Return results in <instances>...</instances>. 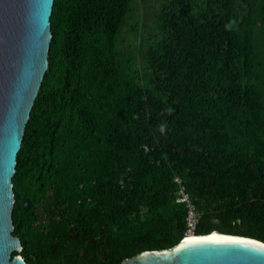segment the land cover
I'll return each instance as SVG.
<instances>
[{"label": "trees", "instance_id": "trees-1", "mask_svg": "<svg viewBox=\"0 0 264 264\" xmlns=\"http://www.w3.org/2000/svg\"><path fill=\"white\" fill-rule=\"evenodd\" d=\"M131 8L54 0L12 178L27 264L171 248L186 232L176 177L200 212L193 235L264 243V0H158L143 50L121 48Z\"/></svg>", "mask_w": 264, "mask_h": 264}, {"label": "water", "instance_id": "water-1", "mask_svg": "<svg viewBox=\"0 0 264 264\" xmlns=\"http://www.w3.org/2000/svg\"><path fill=\"white\" fill-rule=\"evenodd\" d=\"M53 6L54 0H0V264H27L18 254L20 238L12 234V178L48 68ZM27 208L23 200L22 211ZM196 237L168 249L140 252L120 264H264V243L256 239L219 231Z\"/></svg>", "mask_w": 264, "mask_h": 264}, {"label": "rangeland", "instance_id": "rangeland-1", "mask_svg": "<svg viewBox=\"0 0 264 264\" xmlns=\"http://www.w3.org/2000/svg\"><path fill=\"white\" fill-rule=\"evenodd\" d=\"M158 0H132V8L120 35L122 49L139 45L143 50L146 41L155 33Z\"/></svg>", "mask_w": 264, "mask_h": 264}, {"label": "built area", "instance_id": "built-area-1", "mask_svg": "<svg viewBox=\"0 0 264 264\" xmlns=\"http://www.w3.org/2000/svg\"><path fill=\"white\" fill-rule=\"evenodd\" d=\"M174 182L176 184V190L174 192V202L176 204L182 205L186 209L185 215V226H186V234H193L197 224L200 220V212L198 211L195 203L192 198L186 192V187L183 184L180 178H174Z\"/></svg>", "mask_w": 264, "mask_h": 264}, {"label": "bare ground", "instance_id": "bare-ground-1", "mask_svg": "<svg viewBox=\"0 0 264 264\" xmlns=\"http://www.w3.org/2000/svg\"><path fill=\"white\" fill-rule=\"evenodd\" d=\"M219 234H213L212 236H218ZM197 237L193 234H186L184 240L196 239Z\"/></svg>", "mask_w": 264, "mask_h": 264}, {"label": "clouds", "instance_id": "clouds-1", "mask_svg": "<svg viewBox=\"0 0 264 264\" xmlns=\"http://www.w3.org/2000/svg\"><path fill=\"white\" fill-rule=\"evenodd\" d=\"M185 235V234H184Z\"/></svg>", "mask_w": 264, "mask_h": 264}]
</instances>
